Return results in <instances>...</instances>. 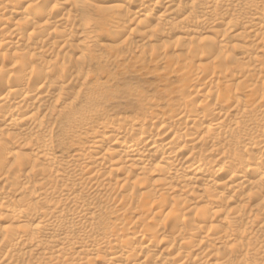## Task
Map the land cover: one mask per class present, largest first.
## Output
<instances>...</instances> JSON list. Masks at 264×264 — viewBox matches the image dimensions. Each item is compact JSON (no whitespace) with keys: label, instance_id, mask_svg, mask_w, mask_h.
<instances>
[{"label":"bare ground","instance_id":"6f19581e","mask_svg":"<svg viewBox=\"0 0 264 264\" xmlns=\"http://www.w3.org/2000/svg\"><path fill=\"white\" fill-rule=\"evenodd\" d=\"M0 264H264V0H0Z\"/></svg>","mask_w":264,"mask_h":264},{"label":"rangeland","instance_id":"374dc122","mask_svg":"<svg viewBox=\"0 0 264 264\" xmlns=\"http://www.w3.org/2000/svg\"><path fill=\"white\" fill-rule=\"evenodd\" d=\"M131 23V28L134 27ZM123 37H102V41L109 45H116ZM131 65V64H130ZM129 64L118 66L115 68L107 67L103 63L94 66L91 69L90 84H97L102 88L100 95H94L90 98L89 93L91 85H87L83 89L82 95L79 97L76 108V114L81 113H98L101 117L113 119L123 116L134 118L138 115L139 106L135 101V95L139 91L146 92L158 87L159 80L156 72L160 67L153 65L133 67ZM75 114V115H76Z\"/></svg>","mask_w":264,"mask_h":264}]
</instances>
